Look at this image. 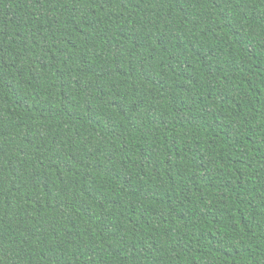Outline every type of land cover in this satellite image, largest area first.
<instances>
[{"label":"trees","instance_id":"trees-1","mask_svg":"<svg viewBox=\"0 0 264 264\" xmlns=\"http://www.w3.org/2000/svg\"><path fill=\"white\" fill-rule=\"evenodd\" d=\"M0 264H264V0H0Z\"/></svg>","mask_w":264,"mask_h":264}]
</instances>
